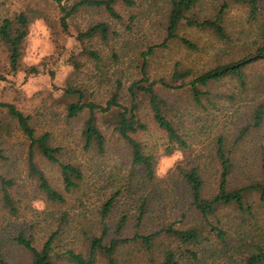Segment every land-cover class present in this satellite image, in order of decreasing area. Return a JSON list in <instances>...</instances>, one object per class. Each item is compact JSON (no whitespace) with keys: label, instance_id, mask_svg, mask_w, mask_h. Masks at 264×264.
Listing matches in <instances>:
<instances>
[{"label":"rangeland","instance_id":"1","mask_svg":"<svg viewBox=\"0 0 264 264\" xmlns=\"http://www.w3.org/2000/svg\"><path fill=\"white\" fill-rule=\"evenodd\" d=\"M131 1L135 2L131 8L122 4L116 7L124 21L134 18L131 32L127 33L125 25L100 10L80 11L68 20V29L63 32L59 25L60 11L54 1L0 0V20L34 9L45 15L50 26L43 20L31 24L17 72L9 70L8 54L0 43V102L13 104L24 115L31 116L36 135L49 133L50 145L61 148L59 160L78 167L83 175L79 189L65 194L59 166L34 150L36 168L53 189L63 194L65 203L47 200L28 168L29 141L5 112L0 113V121L9 125L8 130H0V176L12 183L8 193L13 206L4 204L0 187V257L6 264L31 263L30 254L15 242L19 234L31 238L35 248L40 250L47 238L58 232L52 247L54 255L60 256L66 250L84 254L87 238L100 236L101 208L111 197H114L113 207L103 218L109 229L108 236L113 235L115 224L122 218L126 219L123 239H131L135 233L147 235L169 225L181 230L204 229L175 169L176 166L197 167L204 182L202 198L212 199L217 194L221 173L215 155L219 137L224 140L226 152L231 151L229 189L247 186L263 177L264 125L249 131L233 146L240 130L249 122L253 104L240 102L238 106V102L227 104L224 98H214L215 103H220V110L205 111L195 105L187 87L177 91L159 88L158 92L172 107L168 118L175 120L176 128L185 137L189 145L186 152L174 150L167 154L168 139L153 122L148 103L144 101L138 111L139 121L146 130L132 137L140 143L144 154L154 157L155 182L147 183L143 169L132 164L128 146L113 132L110 115H97L98 129L105 137L104 154L99 155L95 149L84 150L81 130L88 114L66 118L65 108L71 102V98L65 96L68 88L85 90L89 100L104 105L116 80L122 82L125 93L129 84L140 78L136 65L141 62L140 54L150 48L153 51L147 57V77L150 82L163 80L171 84L175 70H187L198 76L264 47V19L248 24L246 11L240 5L231 4L227 10L225 27L229 41L182 24L177 38L163 45L166 35L161 16L169 0ZM220 1L202 0L197 14L200 17L212 15ZM99 22L108 23L119 37L108 44L98 38L86 43L89 50L97 52L102 59L101 68L97 69L93 60L80 54L83 46L77 32ZM113 53L116 54L114 59ZM73 62L78 63L79 70L74 69ZM30 67L36 68L38 73L27 72ZM246 74L249 84L246 94L255 96L256 101L262 99V62L254 63ZM227 87L225 83L220 84L212 94H229ZM172 115L177 117L174 119ZM143 199H147V211L141 226L136 227L138 206ZM246 203L245 210L241 211L234 206L220 207L210 222L224 232V239L218 240L214 234L203 230L202 235L209 240L197 250L195 260L187 258L181 264H249L251 256L264 255V203L256 193L249 195ZM170 247L171 241L164 236L157 238L149 251L139 242L130 243L118 250L117 264H159L162 252ZM57 264L67 263L58 261ZM97 264L106 262L100 257ZM256 264H264V260Z\"/></svg>","mask_w":264,"mask_h":264},{"label":"trees","instance_id":"2","mask_svg":"<svg viewBox=\"0 0 264 264\" xmlns=\"http://www.w3.org/2000/svg\"><path fill=\"white\" fill-rule=\"evenodd\" d=\"M47 2L49 0H42ZM57 4L60 18L59 25L63 32L68 29V20L82 10H100L105 12L109 18L117 23L126 26V32H131L130 24L134 22V18L130 17L127 21L119 15L116 10L117 5L122 4L128 8L135 5L131 0H52ZM202 0H169L165 11L163 12V28L165 39L163 45L170 40L177 38V31L180 25L188 28H195L202 31L211 32L221 41H229L226 32L225 20L227 10L231 4L240 5L246 11V22L255 24L260 18L264 19V0H221L215 7L212 15L200 17L197 14V6ZM69 3V4H68ZM36 20H43L49 26V21L43 13L34 9H26L11 18H3L0 20V43L5 47L8 54V65L11 72H17L21 66L24 53L25 40L29 33V27ZM50 27V26H49ZM78 41L81 43V55H86L97 64V69L101 68L102 59L97 52L89 50L86 46L87 42L98 38L101 42L108 44L119 37V34L112 31L111 26L106 22H99L89 26L85 31L78 30ZM189 48L194 46L187 41H183ZM152 49L140 54L141 62L136 65L140 78L132 81L123 90L122 82L115 81V87L111 92L108 100L104 105H100L91 101L86 96L85 90L76 88H68L65 96L71 98V102L67 104L66 118L68 120L77 118L80 114L87 112L88 117L83 124L81 130V138L83 148L86 151L95 149L99 155L105 152V137L97 126V115H110L113 119L112 129L128 146L133 165L143 169L144 180L147 183L155 182L154 173V157L144 154L140 143L133 139V135L138 132L145 131L146 126L139 121L138 111L141 104L146 101L148 103L152 120L156 126L166 135L169 147L166 149L167 154H171L174 150L186 152L189 145L185 137L176 128L175 120L168 118L172 113V107L167 100L159 95V88L168 91H177L188 88L192 99L196 106L205 111L208 109L218 112L220 103L214 102V98H224L225 103L231 104L238 102V106L245 102L253 104V109L249 113V122L243 127L238 137L233 143L237 145L251 130H257L264 125V97L256 101L255 96L249 97L246 93L249 84L247 83V69L257 61H261L264 66V47L258 48L254 54L241 58L235 62L224 63L213 69L206 71L198 76H193L187 70H175L171 77V84L165 83L163 80L150 82L146 75L147 57L152 54ZM116 54L113 53V59ZM75 70H79V65L73 62ZM27 72L37 74L38 70L30 67ZM101 73V72H100ZM103 73V72H102ZM186 79H190L186 81ZM227 84L229 94H217L220 84ZM213 91V92H212ZM255 91V90H254ZM124 93V94H123ZM204 102L206 105H204ZM5 112L6 117L11 119L19 131L29 141L27 162L28 168L38 182L39 188L45 195V198L52 203L64 204L65 198L53 189L44 178L43 174L38 171L34 163L33 151L39 154L48 162L57 164L60 169V176L65 194H70L79 189L83 180L81 170L68 163H62L59 160L61 153L60 147H52L50 145L51 136L45 132L39 136L31 126V116L24 115L16 109L13 104L0 102V113ZM175 119L177 115L174 117ZM9 125L0 121V130H8ZM171 145V146H170ZM231 151L225 150V143L222 137L216 142L215 155L221 167L217 194L210 200L202 198V190L204 182L201 178L199 169L191 167L183 169L176 166V171L183 182L190 199V206L199 215L200 221L204 224V229L189 227L188 229H175L172 225L162 227L159 231L150 232L147 235H135L131 239L122 238V230L126 224V219L122 218L115 224L112 236H108L109 229L104 223L103 218L111 211L113 207L114 197L105 202L101 208L102 221L100 223V236H91L87 238V250L84 254L76 253L73 250H66L62 255L53 254V244L58 232L52 233L40 250H37L31 238H26L23 234H19L15 238L18 246L26 250L31 256L30 264H57L58 261L67 264H97L101 257L106 264H117L116 254L121 247H125L130 243H140L149 251L157 238L160 236L167 237L171 241V247L165 249L162 254L163 258L159 264H181L185 259H196L197 250L200 249L204 242L209 239L202 235L203 230L208 231L218 240L224 239V232L210 222V218L215 217L217 210L222 206H234L239 211L245 210L246 199L252 193H256L259 200L264 203V162H262V179L252 182L247 186L238 189L228 188V177L231 173V160L229 156ZM0 187L4 204L12 208V202L8 193V189L12 187L10 181L0 176ZM118 195V193L116 194ZM147 199H143L138 206L136 219V227L141 226V222L147 211ZM218 225V221L217 224ZM88 234L83 236L86 238ZM55 258V259H54ZM264 260V255L257 254L251 256L249 264H256ZM0 264H6L0 257Z\"/></svg>","mask_w":264,"mask_h":264}]
</instances>
